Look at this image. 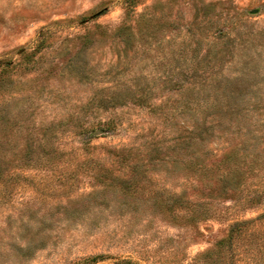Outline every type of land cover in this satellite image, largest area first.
<instances>
[{"label": "rangeland", "instance_id": "374dc122", "mask_svg": "<svg viewBox=\"0 0 264 264\" xmlns=\"http://www.w3.org/2000/svg\"><path fill=\"white\" fill-rule=\"evenodd\" d=\"M116 259L264 264V0H0V264Z\"/></svg>", "mask_w": 264, "mask_h": 264}, {"label": "trees", "instance_id": "16d2710c", "mask_svg": "<svg viewBox=\"0 0 264 264\" xmlns=\"http://www.w3.org/2000/svg\"><path fill=\"white\" fill-rule=\"evenodd\" d=\"M108 186H105V188H107ZM92 196H94V195H92ZM92 196L91 197H89V198H92ZM184 220H185V222H191L192 220H194V218H192V220L189 218V217H185L184 218ZM91 261V260H90ZM93 262L95 261V260H92ZM113 264H134V263H132L131 261H128V260H125V259H116V261L113 263Z\"/></svg>", "mask_w": 264, "mask_h": 264}]
</instances>
